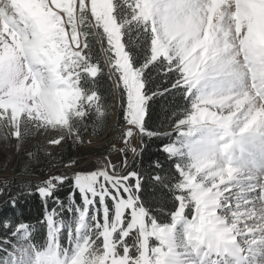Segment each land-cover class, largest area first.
<instances>
[{
	"label": "snow or ice",
	"instance_id": "snow-or-ice-1",
	"mask_svg": "<svg viewBox=\"0 0 264 264\" xmlns=\"http://www.w3.org/2000/svg\"><path fill=\"white\" fill-rule=\"evenodd\" d=\"M262 32L264 0H0V136L80 141L86 118L111 109L96 88L106 75L124 142L121 162L69 158L25 184L45 203L46 239L0 220V264H264ZM159 113L175 140L150 127ZM136 137L169 141V166L154 161L147 178L153 203L128 166ZM9 183L0 196L15 208Z\"/></svg>",
	"mask_w": 264,
	"mask_h": 264
},
{
	"label": "trees",
	"instance_id": "trees-1",
	"mask_svg": "<svg viewBox=\"0 0 264 264\" xmlns=\"http://www.w3.org/2000/svg\"><path fill=\"white\" fill-rule=\"evenodd\" d=\"M106 46V44H105ZM96 51L100 54V46L97 44ZM102 56V54H101ZM102 62V60H101ZM92 79V78H89ZM111 87V81L105 75L98 78L96 88L103 97L104 104H110L111 109L104 117H96L90 115L86 118L87 131H82L80 141L73 142L72 139L62 141L61 145L54 151L47 150L44 140L40 139L33 141L27 148L21 149L18 153H4L0 156V180L8 179L10 181L8 191L11 195H18L16 207L11 205H5L3 201L7 199L6 196H0V220H11L13 225L19 222H26L33 225L31 232L32 242L35 244H43L46 239V228L41 227L43 223V217L45 213V203L42 198L35 193V189L31 190L25 188V184L36 185L39 184L42 179L47 177L49 168L52 167L63 169V164L67 163L69 158H75L79 161L88 153V149L84 146L82 139L91 135L94 137H109L106 143L101 146L103 149L106 144L110 143L113 135L119 132L117 127L118 122L121 120L119 112V97L118 107L116 109V116L114 123L111 125V118L114 114L115 98L109 94ZM183 103V102H181ZM159 116V118H158ZM149 125L152 130L158 131L161 136L165 134H171V139L175 140L176 135L173 134L172 127L168 126L167 118L163 113L154 115L152 121H149ZM161 125L160 127H156ZM29 135L23 141H29L33 134ZM111 138V139H110ZM20 141V142H23ZM168 139L165 137L163 140L156 138L144 137L141 139L142 148L138 151L140 155H134L128 166L132 170L139 171L145 175L146 193L148 194V202L153 203V196H158L159 193L155 192L152 185L147 182L148 175L152 172V164L154 161L159 160L165 168L169 166V159L165 154L159 151L161 143H168ZM29 153L35 154V159L29 156ZM4 172H10L8 176H1ZM31 191L32 194H28ZM72 192L70 184L66 183L62 188L56 192V196L64 203H68L69 193ZM77 203H79L78 193L75 194ZM57 205L52 199L47 202V208L50 210ZM66 219L70 216L66 215ZM7 232L3 227H0V239L5 238ZM15 240L12 241L14 243Z\"/></svg>",
	"mask_w": 264,
	"mask_h": 264
},
{
	"label": "rangeland",
	"instance_id": "rangeland-1",
	"mask_svg": "<svg viewBox=\"0 0 264 264\" xmlns=\"http://www.w3.org/2000/svg\"><path fill=\"white\" fill-rule=\"evenodd\" d=\"M258 38L261 42H264V32H262ZM256 104H264V100L257 99ZM117 107H118V97L115 98L114 110L115 108L117 109ZM115 116L116 114L114 113L111 118V124H113L115 120ZM117 134H118V131L117 133L113 135L112 139L110 138L111 139L110 143L106 144V146H104L103 149H101V146H103L106 143L109 137L104 138L103 136L94 137V136L88 135L84 139H82L84 146L88 149V153H86V155L80 161L83 164V166L87 167L89 165H93L95 162H97L100 159H103L105 157L115 156L116 154L120 155V157L116 160L121 162L124 159L123 154L120 153L118 150H112L113 145H116V149L124 147L123 141L115 139ZM53 138H56V130H52V129H41L40 131L34 133L29 141H23V142L18 141L14 137L10 139H5L4 137L0 136V156H2V154L4 153L16 154L21 149L27 148L31 142L37 141L40 139L44 140L46 149L48 151L49 150L54 151L61 145L62 141L59 145L50 144L49 140ZM132 145L136 147L137 149L139 148L140 146L139 137L134 138L132 140ZM113 159L115 158L113 157ZM8 175H10V172H4L1 174V176H8ZM62 242L65 245L67 244L66 233H65V238L63 239ZM14 243H16V241H14Z\"/></svg>",
	"mask_w": 264,
	"mask_h": 264
},
{
	"label": "built area",
	"instance_id": "built-area-1",
	"mask_svg": "<svg viewBox=\"0 0 264 264\" xmlns=\"http://www.w3.org/2000/svg\"><path fill=\"white\" fill-rule=\"evenodd\" d=\"M129 152H131V151L129 150ZM119 156H120L119 154H116L115 156H111V157H107V158L110 159L113 163H118V162H120V161L113 159V157H114V158L116 157V158L118 159ZM103 159H104V158H103ZM103 159L98 160V161L95 162L92 166H97L98 163H99L101 160H103ZM81 164H82V163H81ZM82 165H83V164H82ZM65 174L71 176L72 173H71V171H66Z\"/></svg>",
	"mask_w": 264,
	"mask_h": 264
},
{
	"label": "bare ground",
	"instance_id": "bare-ground-1",
	"mask_svg": "<svg viewBox=\"0 0 264 264\" xmlns=\"http://www.w3.org/2000/svg\"><path fill=\"white\" fill-rule=\"evenodd\" d=\"M136 138H138V137H136ZM117 158L115 157V160H116Z\"/></svg>",
	"mask_w": 264,
	"mask_h": 264
}]
</instances>
